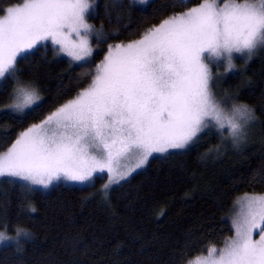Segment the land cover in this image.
Returning <instances> with one entry per match:
<instances>
[{
  "label": "snow or ice",
  "instance_id": "6c2138e0",
  "mask_svg": "<svg viewBox=\"0 0 264 264\" xmlns=\"http://www.w3.org/2000/svg\"><path fill=\"white\" fill-rule=\"evenodd\" d=\"M97 7L98 0H23L4 10L0 89L9 79L15 87L0 114L23 117L42 101L35 82L23 80L17 67L18 59L27 58L38 45L51 41L71 63H91L90 38L97 43L108 39L103 25L97 30L87 22L98 15ZM72 34L78 41L69 39ZM260 49H264V0H201L197 7L148 28L138 40L109 44L88 87L20 133L0 153V177L22 182V187L47 189L61 178L89 182L93 173L106 170L108 182L100 193L107 200L111 187L141 168L153 153L184 149L206 131L215 130L222 143L238 147L247 142L258 117L255 109L233 103L234 96L217 98L209 65L215 62L220 67L222 60L226 71H232L234 54L247 61ZM129 153H136L138 161L119 171ZM235 203L240 205L233 221L235 235L189 264H264V195L245 193ZM28 209L35 211L31 205ZM257 228L259 239H253ZM15 233L10 237L0 232V243L12 240L19 245L21 236H32L19 226Z\"/></svg>",
  "mask_w": 264,
  "mask_h": 264
},
{
  "label": "trees",
  "instance_id": "16d2710c",
  "mask_svg": "<svg viewBox=\"0 0 264 264\" xmlns=\"http://www.w3.org/2000/svg\"><path fill=\"white\" fill-rule=\"evenodd\" d=\"M22 1L0 0V14ZM200 2L150 0L141 6L132 0H98V15L88 21L98 30L103 25L108 39L97 43L92 38L91 63L73 64L57 56L49 43L18 59V75L34 81L43 99L26 116L0 114V152L86 87L109 44L134 40ZM236 66L225 75L224 88L235 97L233 103L255 109L253 140L222 154L216 151L220 136L206 131L184 149L151 157L142 169L113 185L107 200L100 193L104 175L89 185L57 183L48 189L3 178L0 231L16 235L19 226L32 236H21L19 245L0 246V264H187L210 247H220L232 234L236 199L264 191V52L238 59ZM14 87L9 79L0 89V107L10 102Z\"/></svg>",
  "mask_w": 264,
  "mask_h": 264
},
{
  "label": "rangeland",
  "instance_id": "374dc122",
  "mask_svg": "<svg viewBox=\"0 0 264 264\" xmlns=\"http://www.w3.org/2000/svg\"><path fill=\"white\" fill-rule=\"evenodd\" d=\"M113 1H118V0H113ZM133 1V0H132ZM150 0H147V2L145 3V4H147L148 2H149ZM23 3V1L22 2H20V3H18V4H15V5H12V6H10V7H13V6H18V5H20V4H22ZM137 5H141V6H143V5H145V4H138V3H136ZM199 5V4H198ZM198 5H196L195 7H197ZM4 15H6V12L4 11L2 14H0V17H3ZM89 24H91L89 21H87ZM161 23V21L158 23V24H156V25H154V26H158L159 24ZM97 30H98V28H96ZM142 36V35H141ZM141 36L140 37H138V38H136V39H134V40H138V39H140L141 38ZM69 39L70 40H73V41H78V37H76L75 36V34H72V35H70V37H69ZM90 39H92V38H90ZM134 40H130V41H126V42H116V43H112V45H115V44H118V43H128V42H131V41H134ZM45 43H49V44H51L52 45V42L51 41H47V42H45ZM39 46V45H38ZM53 46V45H52ZM92 47L94 48V45L92 44ZM53 48H54V50H55V52H56V54H57V56H61V57H65V58H67L69 61H70V58L66 55V54H64V53H59L57 50L59 49V45H55V46H53ZM32 51V50H31ZM107 52H108V48H107V50H106V52H105V54H104V57H105V55L107 54ZM264 52V49H260V50H258L257 52H256V54L254 55V56H257V55H259V54H261V53H263ZM94 53V52H93ZM253 56V57H254ZM104 57H103V59H104ZM102 59V60H103ZM238 59H240V61L242 62V61H246V58H244V57H242L240 54H234V56H233V64L235 65V70L237 69V66H236V61L238 60ZM100 63V62H99ZM98 63V64H99ZM73 64H76V63H73ZM220 67H216L215 66V62L214 63H212V64H210L209 65V67L211 68V70H212V73H213V76H214V79H215V84H214V86H213V91L215 92V93H217L218 95H217V98L219 99V98H221V97H223V96H225V95H229V92L224 88V78H225V75L226 74H228L230 71H226V62H224V61H220ZM94 69H95V67H94ZM94 72V71H93ZM91 82V81H90ZM90 82H89V84H90ZM88 84V85H89ZM88 85L86 86V87H88ZM86 87H84V88H86ZM83 88V89H84ZM230 96V95H229ZM75 97V96H74ZM73 98V97H72ZM72 98H70V99H68V100H71ZM67 100V101H68ZM66 102V101H65ZM64 102V103H65ZM63 103V104H64ZM63 104H61V105H63ZM60 105V106H61ZM59 106V107H60ZM59 107H57V108H59ZM56 108V109H57ZM55 109V110H56ZM54 110V111H55ZM54 111H52V112H54ZM52 112H50V113H52ZM49 113V114H50ZM48 114V115H49ZM47 115V116H48ZM46 116V117H47ZM45 117V118H46ZM44 118V119H45ZM43 119V120H44ZM43 120H41V121H43ZM41 121H39V122H37V123H35V124H39ZM32 125H34V124H32ZM31 126V125H30ZM30 126H28L27 128H29ZM255 126V125H254ZM254 126L253 127H251L250 129H249V135H248V140H247V142L246 143H248L249 141H251V140H253L254 139V137H253V135H251L252 134V130H253V128H254ZM26 128V129H27ZM26 129H24L23 131H21L20 133H22V132H24ZM212 131H215V130H212ZM19 133V134H20ZM19 134H18V136H19ZM225 135H227V133H225ZM18 136L16 137V139L18 138ZM15 139V140H16ZM15 140L11 143V145L15 142ZM220 146L221 147H219L220 148V150H221V152H222V154L224 153V152H227V151H229V149H231L232 151L233 150H238V149H240V147L241 146H243V144H241L240 146H238V147H234L233 145H232V143L230 142V141H225V142H221V138H220ZM245 144V143H244ZM10 145V146H11ZM9 146V147H10ZM8 147V148H9ZM7 148V149H8ZM6 149V150H7ZM6 150H4V151H1L0 153H3V152H5ZM170 150H174V149H169L168 151H170ZM162 154H164V153H153V155L152 156H150L149 158H148V160L151 158V157H153V156H156V155H162ZM138 159H139V157H138V155L136 154V153H129L128 155H127V157L126 158H124V159H122L121 160V162H120V168H119V171H126L128 168H131V167H134V165H135V163L138 161ZM148 162V161H147ZM146 162V163H147ZM146 163L141 167V168H139V169H137L136 171H138V170H140V169H142L145 165H146ZM136 171H134L133 173H135ZM132 173V174H133ZM131 174V175H132ZM97 175H104L105 176V179H104V181H103V184L102 185H104L105 183H107L108 182V177H109V174L107 173V171L105 170V172L103 173V174H101V173H93V180L92 181H89V182H84V183H80V182H72V181H66V180H64L63 178H61L59 181H55V182H53V184L51 185V186H49L48 188H50V187H52V186H54V185H56L57 183H66V184H74V185H80V186H84V185H89V184H91V183H93V181H94V178H95V176H97ZM130 175V176H131ZM129 177V176H128ZM127 177V178H128ZM3 178H9V179H11L12 180V178H10V177H0V180L1 179H3ZM126 178V179H127ZM22 183V182H21ZM31 188H42V189H44L43 187H41V186H31ZM47 188V189H48ZM247 194H249V195H252V194H256V195H264V191L263 192H260V193H247ZM244 196V194L242 195V196H240V197H243ZM239 198V197H238ZM237 198V199H238ZM237 199H236V201H237ZM235 201V202H236ZM239 211H240V205H238V204H236L235 203V205H234V207H233V209H232V214H231V223H232V229H233V231H232V234L228 237V238H230V237H233L234 235H235V231H234V228H233V221L237 218V216H238V213H239ZM261 227H264V225H261ZM1 232V231H0ZM259 234H260V228H257V229H254L253 230V239H259ZM8 236H10V237H14L15 235L14 234H12V235H9V234H7ZM10 242H14V241H12V240H9V241H5V242H3V243H0V246H2V245H4V244H7V243H10ZM224 246V243L220 246V247H216L217 249H219V248H221V247H223ZM208 256V251L205 253V254H203V255H201V256H198V257H207ZM198 257H196V258H198ZM196 258H194L192 261H195V259ZM187 264H189V262L187 263Z\"/></svg>",
  "mask_w": 264,
  "mask_h": 264
}]
</instances>
